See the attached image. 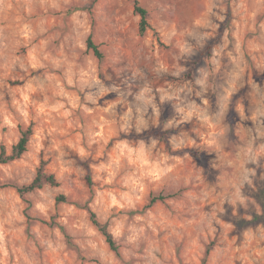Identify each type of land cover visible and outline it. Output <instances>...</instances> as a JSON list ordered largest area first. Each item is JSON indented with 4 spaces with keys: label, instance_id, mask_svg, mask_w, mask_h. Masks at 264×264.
Segmentation results:
<instances>
[{
    "label": "rangeland",
    "instance_id": "rangeland-1",
    "mask_svg": "<svg viewBox=\"0 0 264 264\" xmlns=\"http://www.w3.org/2000/svg\"><path fill=\"white\" fill-rule=\"evenodd\" d=\"M135 1L89 0L85 9L88 18L85 20L72 16L75 8L61 16L53 10L44 13L39 6L40 0H6L9 8L4 11L0 7V29L6 24H23L26 30L30 29L31 25L27 23L30 17L46 29L33 41V48L39 46L52 56L61 53L95 63L113 56L116 49H122L125 54L120 59L132 60L134 53L128 37L133 33L142 37L157 56L163 58L170 50L178 53V48L165 45L159 39L160 34L153 24L162 25L171 19L180 30L190 16L196 15L202 27L186 37L194 54L185 53L179 60L180 66L186 67L187 71L180 78L168 76L161 80L160 85L164 87L168 84L191 85L196 79L205 78L204 74L217 64L219 68L214 78H228L233 65L222 54L225 31L233 43L232 33L235 32L253 54L257 50L264 52V30L260 28L264 24V8H253L261 0H228L223 23L206 10L217 11L212 6L214 0H138L149 12L151 27L144 35L139 32L140 15L134 10ZM4 2L0 0V5ZM233 4L243 5V9L234 8ZM169 12L174 14L169 16ZM201 17H207V21ZM209 22L213 27L208 26ZM90 35L99 44L103 59L88 48ZM30 37L28 31L25 39ZM210 43L213 45L208 50ZM232 46L229 44V48ZM33 48L21 47L17 54H26L30 61L35 62L39 57ZM245 59L252 63L247 54ZM4 65L5 61L0 57V152L2 146L11 151L21 135V128L32 125L33 134L29 149L21 158L0 163V175L7 168L14 177L0 180V221L10 213L15 217L10 233L11 245L0 243V264H145L151 256L156 257L153 264L157 261L159 264H264V240L254 239V223L237 222L229 213L221 218L219 224L213 221L210 233L205 230L197 234L200 219L218 203L215 196L210 201L197 198L206 187V182H195L194 174L204 166L199 159H193L183 168L169 164L173 171L168 175H164L160 167L149 169L151 183L137 180L130 191L125 189L132 208L120 206L122 202L119 199L115 204L111 201L98 203L104 201L108 191L106 186H101L100 177L108 179L111 171L110 168L105 171V167L112 141L93 144L92 154L82 158L81 153H87L88 149L80 129L86 128L92 117L77 113L78 119L74 120L72 110L64 107L62 101H52L53 88L48 87L49 82L41 75L44 69L36 68L25 74L18 65L11 70H6ZM259 71L264 72V66ZM248 75L255 78L257 69L253 67ZM56 76L59 78L60 73L57 72ZM33 78L43 82V90L37 88ZM13 98L22 101L20 107L27 114V119L20 120L15 110L10 109ZM242 100L241 94V108ZM108 103L115 101L109 100ZM178 103L175 97L160 102L157 96L159 110L149 106V114L145 118L150 125L153 120L163 124L174 117L173 105ZM89 111H93L91 106ZM57 113L62 121L57 119ZM33 116L36 118L32 119ZM182 128L183 125L178 126V129ZM153 130L159 134L157 129ZM176 134H179L178 130ZM160 135L163 141V134ZM65 139L67 143L63 142ZM174 158L180 160L182 157L177 154ZM43 160L47 162L46 170L55 173L60 184L22 193L19 188L32 181ZM155 196L166 198L151 203ZM91 211L109 224L120 253L110 248L93 223ZM259 219L256 218V222ZM244 230H247V238L243 235Z\"/></svg>",
    "mask_w": 264,
    "mask_h": 264
},
{
    "label": "clouds",
    "instance_id": "clouds-1",
    "mask_svg": "<svg viewBox=\"0 0 264 264\" xmlns=\"http://www.w3.org/2000/svg\"><path fill=\"white\" fill-rule=\"evenodd\" d=\"M88 3L89 0H40L39 6L44 13L53 10L61 16L66 15L70 8H75L72 16L86 20ZM227 3L228 0H214L212 6L217 11L212 12L211 8L206 10L223 23ZM0 7L7 11L9 5L5 0ZM233 7L243 9V5L233 4ZM253 8H264V0L254 4ZM168 14L172 16L174 13ZM201 19L207 21V17ZM27 23L31 25L27 30L23 24H6L0 29V57L5 61L6 70L14 69L17 65L25 74L36 68L44 69L41 75L49 82L48 87L53 88L52 101H62L64 107L72 110L74 120L78 119L77 113L92 117L91 123L80 129L85 137L83 143L88 149L87 153H81L82 158L92 154L93 144L112 141L105 167V171L109 168L111 171L108 172V179L100 177L101 186H106L108 191L104 201L98 203L111 201L115 204L119 199L122 202L120 206L132 208L125 189L130 191L137 180L151 183L149 169L160 167L163 174L168 175L173 171L169 169V164L183 168L193 159H199L204 166L194 174L195 182H206V187L197 198L210 201L215 196L218 203L200 219L197 234L205 230L210 233L213 221L219 224L221 218L230 213L237 222L254 223V239L264 240V196L261 195L264 193V72L259 71L264 66V52L257 50L253 54L235 32L232 33L233 43L225 31L222 54L233 65L228 78H214L219 68L217 64L212 71L204 74L205 78L196 79L191 85L168 84L164 87L160 85L161 80L168 76L180 78L187 71L186 67L180 66L179 60L185 53L194 54L186 37L202 27L196 15L190 16L180 30L171 19L162 25L153 24L160 34L159 39L165 45L178 48V53L170 50L163 58L157 56L142 37L133 33L128 37L134 53L132 60L120 59L125 54L122 49H116V54L95 63L61 53L52 56L39 46L33 48V41L41 37L46 29L34 23L30 17ZM208 26L213 27L210 22ZM260 28L264 30V24ZM28 31L31 37L25 39ZM229 44L233 46L229 48ZM21 47L33 48L39 59L33 62L26 54L18 55ZM246 54L251 58V64L245 59ZM253 67L257 69V75L250 78L248 74ZM57 72L60 73L59 78ZM209 77L213 78L209 80ZM32 82L42 90L45 87L38 78H33ZM241 94L243 108L239 106ZM157 96L160 102L175 97L179 103L173 105V118L163 124L153 120L150 125L145 117L149 114V106L159 110ZM109 100L115 103L109 104ZM21 104L22 101L13 98L10 109L15 110L23 121L27 119V114L20 107ZM90 106L92 112L89 111ZM56 116L62 121L59 113ZM31 118L35 119L36 116ZM180 125H183L182 129H178ZM153 128L159 134L153 132ZM160 134H163V141ZM63 142L68 141L65 139ZM177 154L182 157L180 160L174 158ZM3 171L0 180L14 178L9 169ZM256 218H260L258 222ZM14 220V214L10 213L0 221V228H3L0 243L11 245L10 233ZM243 235L247 238V230ZM12 251L15 252V248ZM154 261L156 257L151 256L145 264H153Z\"/></svg>",
    "mask_w": 264,
    "mask_h": 264
},
{
    "label": "trees",
    "instance_id": "trees-1",
    "mask_svg": "<svg viewBox=\"0 0 264 264\" xmlns=\"http://www.w3.org/2000/svg\"><path fill=\"white\" fill-rule=\"evenodd\" d=\"M134 10L137 14L140 15L139 32L141 35H144L147 32V30L151 27V24L149 22V12L144 6L140 4L138 0L135 1ZM212 45L213 43H210L207 46V49L210 50L212 48ZM87 46L89 49H91L94 52V54L98 58L103 59L104 54L100 50L99 44H97L94 41L92 35L88 37ZM153 132L155 131L153 130ZM32 134H33L32 125L26 128H21V135L18 141L15 144H13L10 152H8L5 146L1 147L0 163H8L10 161H14L21 158L24 155V153L27 152V150L29 149V142ZM46 165L47 162L45 160L41 161V164L37 169V173L35 177L32 179V181L27 184H24L19 188L22 193H27L37 189H42L46 185L58 186L60 184L55 173L46 170ZM61 197L64 198V196ZM165 198L166 196H155L152 198L151 203H155L156 201ZM91 219L93 223L99 228L101 233L104 235L110 248L113 251L120 253V246L117 243L112 231L110 230L109 224L107 222L101 221L98 217V214L94 211H91Z\"/></svg>",
    "mask_w": 264,
    "mask_h": 264
}]
</instances>
